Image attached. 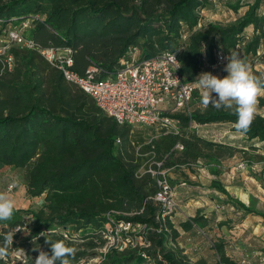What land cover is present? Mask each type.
I'll list each match as a JSON object with an SVG mask.
<instances>
[{"label":"trees","instance_id":"16d2710c","mask_svg":"<svg viewBox=\"0 0 264 264\" xmlns=\"http://www.w3.org/2000/svg\"><path fill=\"white\" fill-rule=\"evenodd\" d=\"M262 2L249 4L245 14L230 25L209 24L204 28H197V24L207 0H0V20L39 16L32 37L43 46L70 47L75 70L82 61L98 63L91 50L94 46L99 51L111 49L106 68L117 63L129 46L136 45L143 56L182 48L177 54L181 73L185 80L192 81L205 64L203 58L212 62L216 49L234 50L244 41L243 33L249 26L254 27V35L244 44V54L256 55L264 38ZM241 8V4L233 6L236 12ZM18 50L12 49L19 59L17 78L10 84L0 80V86L8 91L0 102V168H28L26 192L31 198L43 196L44 205L36 212L15 209L12 219L0 221V246L8 233L14 236L6 258L18 251L27 264H34L38 256L34 249L50 252L46 240H64L76 250L73 264H77L94 254L87 250L103 246L101 233L108 222L123 220L150 227L145 237L150 247L140 252L130 248L119 252L112 247L101 264H143L150 258L158 264H191L179 249L168 247L179 233L168 216L162 217L163 209L153 199L154 182L147 177L137 180L138 166L121 158L120 138L128 125L107 116L79 89L81 93L68 90L67 94L64 79L55 68L47 95L44 81L37 74L41 55L29 49L22 53ZM258 99L264 107V97ZM178 116L184 130L162 133L148 145L160 160L167 156L165 168L199 162L209 167L219 153H235L236 145L212 142L186 130L189 121L226 122L235 129L237 116L232 110L210 104L207 109H195L190 116ZM242 135L249 142L264 145V115L258 113ZM178 143L183 149L175 157ZM209 172L215 177L220 174L215 168ZM210 188L225 195L239 212L264 220V213L252 202L234 199L219 180H212ZM24 224V230H15ZM178 226L188 232L194 227L204 228L206 220L197 213ZM63 232H68L67 238ZM226 246L223 240L212 242L217 264H240L227 254ZM3 258L0 264H7Z\"/></svg>","mask_w":264,"mask_h":264},{"label":"rangeland","instance_id":"374dc122","mask_svg":"<svg viewBox=\"0 0 264 264\" xmlns=\"http://www.w3.org/2000/svg\"><path fill=\"white\" fill-rule=\"evenodd\" d=\"M255 0H207L208 4L199 12L200 26L197 28H204L209 24H222L230 25L242 17L248 9V5ZM241 4L242 8L236 12L233 9L234 5ZM158 12H161L159 7ZM260 13L264 15V0L262 2ZM264 30V25L262 27ZM27 35L32 36V30L26 32ZM254 27L249 26L243 33V40L239 49H235L240 58L250 67L253 75L258 78H264V57H257L255 55L244 54V44L253 37ZM261 46L264 50V38L262 39ZM182 49V48H180ZM180 49L175 52L178 54ZM92 54L95 56V61L104 66L107 64L108 57L112 55L111 49L106 51L100 50L97 46L91 49ZM22 53L24 49H19ZM103 51V55L101 52ZM37 74L40 75L44 81L43 90L49 95L50 83L55 69L43 57L39 56ZM116 64V63H115ZM115 64H111V68ZM19 67V59L15 56L14 69L10 72L4 73L0 76L3 83H12L17 78L16 68ZM228 73L225 70L216 73V76L224 78ZM64 91L81 93L76 87L64 81ZM69 93V92H68ZM67 93V94H68ZM8 95L6 88L0 86V102ZM215 95V94H213ZM264 97V95H262ZM87 99L93 103L90 97ZM199 100V98H197ZM258 113L264 115V107L257 105ZM128 130L124 131L123 136L120 138L121 144V158L130 164L138 166L135 176L137 180H142L145 177L150 178L154 184L155 181L149 175L148 170L154 169V162L160 160L161 156L155 153L148 147L152 140L157 139L162 133L159 129L145 127V125H134V127H127ZM126 130V129H124ZM171 131L173 129H170ZM184 130L179 125L177 131ZM188 131H194L198 136L210 140L212 142H222L226 144H235L238 148L235 153L230 155L227 152L219 153L216 155L215 162L204 165L203 162L190 163L186 166H174L168 168V178L176 193V201L185 215L180 213L179 210L173 217V224L178 227L179 222L187 220L186 215L193 214L196 207L202 209L201 212L206 220L204 228L194 227L188 232L179 230V237L175 243H169V248H177L180 250L182 256L191 264H196L203 261L207 264H217L218 257L213 251L212 242L215 240H223L227 243L226 251L230 256L238 261L246 260V264H264V220L261 217L246 215L243 212L235 209L232 203L229 202L227 197H219L210 188L209 180L212 174L209 172L210 168L219 170V180L228 191V187L236 188L239 192L242 189L253 192L249 197L247 204L252 202L256 209L264 213V145L258 144L260 147H252L250 144L242 142L240 134L234 129L233 125L226 122H217L213 124H195L191 123ZM166 134V133H164ZM247 148V149H244ZM175 157L179 156L181 151L175 150ZM165 157V156H164ZM174 157V158H175ZM257 162V169H248L240 172L235 180L230 179L228 176L231 170L234 169L239 163L245 162L250 165V161ZM174 162L173 160H171ZM219 166V168H217ZM28 168L16 169L12 167L0 168V191L7 192L11 198L16 202V209L26 210L30 209L34 212L38 211L43 205V196L39 198H31L26 192V172ZM211 175V176H210ZM185 182V186L181 183ZM211 183V182H210ZM13 186L11 191L8 190L9 186ZM156 187V186H155ZM229 189V190H230ZM255 189L257 192H255ZM234 191V190H231ZM247 191V192H248ZM229 192V191H228ZM230 193V192H229ZM244 193V192H243ZM231 194V193H230ZM256 196H255V195ZM223 195V194H220ZM192 196L199 197L191 201ZM234 199V196H232ZM241 201V200H240ZM243 202V201H242ZM245 203V202H244ZM191 218V217H189ZM220 222L225 225L218 226ZM147 231H128L120 233L119 238L115 239V245L118 246V251L124 249H135L140 252L142 248H149L150 243L147 239ZM101 238L104 245L107 244L108 239L104 238L101 233ZM101 246V248L103 247ZM120 247L122 249L120 250ZM100 247H96L88 252H97ZM3 260L7 264H27L21 252L12 251L9 257H4ZM143 264H158L157 261L144 259Z\"/></svg>","mask_w":264,"mask_h":264},{"label":"built area","instance_id":"2783aa9c","mask_svg":"<svg viewBox=\"0 0 264 264\" xmlns=\"http://www.w3.org/2000/svg\"><path fill=\"white\" fill-rule=\"evenodd\" d=\"M34 21H40V17L31 15L11 18L5 22L0 20V76L14 69L13 48L36 51L61 73L65 82L87 94L102 112L118 124L128 127L145 125L164 133L178 134L177 127L181 125L178 115L190 116L195 109H203L200 103L202 89L197 82L200 74L211 72L216 75L224 70L228 63L226 57L231 53L240 58L236 50L218 48L214 53V60L208 62L203 58L205 64L195 79L188 81L181 73V63L175 51L164 49L153 55L143 56L141 50L133 45L127 48L113 68L89 62L83 72H78L73 68V51L70 47L43 46L26 34L28 30H32ZM240 47L238 44L236 49ZM255 56L264 57L262 46ZM192 122L189 121V129ZM182 149L183 146L179 143L174 147V150ZM166 157L156 160L154 169H149L148 173L156 186L153 199L161 205L164 212L162 217L168 216L172 221V217L179 211V205L167 175L169 169L164 167ZM181 186H185V182ZM12 189L13 186L10 185L8 190ZM24 229L25 224L15 228L16 231ZM148 229L151 230L146 224L123 220L108 222L102 233L109 242L77 264H101L110 248L118 250L115 239L119 238L120 233ZM63 234L68 237V232ZM142 256L145 257L143 253ZM242 264H246L245 259Z\"/></svg>","mask_w":264,"mask_h":264},{"label":"clouds","instance_id":"9594fccd","mask_svg":"<svg viewBox=\"0 0 264 264\" xmlns=\"http://www.w3.org/2000/svg\"><path fill=\"white\" fill-rule=\"evenodd\" d=\"M228 63L224 78L213 75L211 72L201 73L197 82L202 89L200 103L203 109L211 104L216 109L232 110L237 116L235 129L246 134L250 129L255 116L258 114L259 97L264 95V81L253 75L250 67L237 55L231 53L226 57ZM215 94V95H213ZM16 202L5 191H0V221L12 219ZM13 234L8 233L0 246V258L6 257L9 247L13 244ZM51 251H38L34 264H73L76 250L68 246L64 240H46Z\"/></svg>","mask_w":264,"mask_h":264},{"label":"crops","instance_id":"0c3cea01","mask_svg":"<svg viewBox=\"0 0 264 264\" xmlns=\"http://www.w3.org/2000/svg\"><path fill=\"white\" fill-rule=\"evenodd\" d=\"M44 33H46V32H44ZM88 63H87V61H82V62H80L79 64H77V67H78V69L79 70H77L78 72H83L84 71V69H85V67H86V65H87ZM207 124H213V123H207ZM240 134V133H239ZM240 137H241V141L242 142H245V143H248V144H250L252 147H260V146H257L258 144H256V142H254V141H252V142H249V141H247L246 140V138L242 135V134H240ZM230 145H233V146H235V144H230ZM239 146V145H238ZM238 148V147H237ZM244 149H247V148H244ZM257 167H258V165H257V162H255V161H253V160H251L250 161V165H248L247 166V164L245 163V162H242V163H239L234 169H232L231 170V174H229L228 176L230 177V179H232V180H235V178H236V176H238L239 175V173L240 172H244L245 170H247V168L248 169H257ZM211 176V175H210ZM220 177L219 176H217V177H215L214 175H212L211 176V178H210V180H209V184H210V182L212 181V180H214V179H219ZM230 188H233V187H228L227 189H228V191L231 193V195L232 196H234L235 198H239L241 201H243V202H245L246 204L248 203V201H249V197H250V195L252 194L253 195V192H250V191H248V190H246V188H245V190L244 189H242V192H239V190L237 189L236 190V188L234 187V189H230ZM230 189V190H229ZM211 190H213L214 191V193L215 194H217L219 197H226L225 195H220V193L219 192H217L215 189H212L211 188ZM231 190H234V191H231ZM248 191V192H247ZM244 192V193H243ZM255 192H257V190L255 189ZM255 195V194H254ZM256 196V195H255ZM199 197H195V196H192V198H191V201H194V200H196V199H198ZM196 202H197V200H196ZM181 206H180V204H179V210L181 211L180 213H182L183 215H185L184 214V210L182 211V209L180 208ZM191 211H193V214H192V212H191V214L188 216V215H186L187 216V218H189V217H193L194 215H196L197 213L198 214H200V215H202V213L203 212H201L202 211V209L201 208H199V207H196V208H194L193 210H191ZM184 221V220H183ZM182 221V222H183ZM180 223V222H179ZM175 226V225H174ZM175 228L177 229V231H178V233H179V230H178V228H179V226L178 227H176L175 226ZM179 237V236H178ZM228 254V253H227ZM229 256H230V254H228ZM231 257V256H230ZM232 258V257H231ZM233 259V258H232ZM234 261H236V262H238V263H240V264H242V261H238V260H235V259H233Z\"/></svg>","mask_w":264,"mask_h":264}]
</instances>
